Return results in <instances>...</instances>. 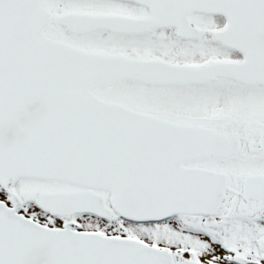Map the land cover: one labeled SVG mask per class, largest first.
<instances>
[{"label":"snow or ice","instance_id":"snow-or-ice-1","mask_svg":"<svg viewBox=\"0 0 264 264\" xmlns=\"http://www.w3.org/2000/svg\"><path fill=\"white\" fill-rule=\"evenodd\" d=\"M0 264H264V0H0Z\"/></svg>","mask_w":264,"mask_h":264}]
</instances>
